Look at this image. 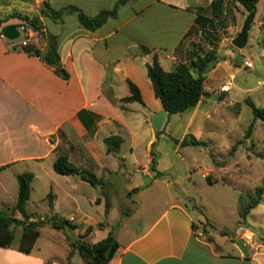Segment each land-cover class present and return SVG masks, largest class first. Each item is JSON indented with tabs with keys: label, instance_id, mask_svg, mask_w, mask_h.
Wrapping results in <instances>:
<instances>
[{
	"label": "crops",
	"instance_id": "obj_1",
	"mask_svg": "<svg viewBox=\"0 0 264 264\" xmlns=\"http://www.w3.org/2000/svg\"><path fill=\"white\" fill-rule=\"evenodd\" d=\"M47 1L52 6V0ZM71 1L73 4L69 5L79 7L89 16L113 10L118 2L109 5V0ZM131 2L135 3L132 7ZM214 2L131 0L119 9L116 18L109 19L95 32L81 26L75 15L67 14L59 21L41 16L47 41L44 44L32 42V45L46 52L50 39L54 38L62 67L70 76L68 81L40 58L21 51L16 44H11L12 41L5 39L3 31L10 26L0 27V213L15 210L19 194L17 178L22 175L18 168L21 165L27 169L23 174L34 175V182L36 174L33 169L36 166L44 167V163L49 161V167L55 172L57 160L67 157L79 172L93 175L101 182L98 186L105 187L109 172L120 174L123 168L127 171L134 169L135 172H131L135 175L149 168L152 150L157 156V170L161 178L164 177L180 161V147L172 139L182 142L187 136H193L199 141L208 139V143L214 144L208 138V126L211 129L215 127L212 121L217 112L216 104L234 89L233 86L229 93L221 91L229 80L223 81L220 88L216 87L218 72L232 75L228 61L220 62L208 75L204 87L210 97L203 98L196 107L183 114L171 118L167 115L159 131L152 128L151 119L164 109L148 74V66L153 64L154 56L158 57L164 71L175 72L178 66L190 65L196 56H204L213 49H217L220 55L223 53L224 42L218 48L210 47L215 40L212 33L218 23L215 17L222 16L223 12V9L212 8ZM200 8L207 20L199 22L197 9ZM207 9H210V16L204 15ZM141 47L151 50L152 54L141 55ZM129 82L138 88L143 104L122 102L132 96ZM234 102L231 99L230 105ZM111 137H120L122 143L109 155L105 141ZM127 140L131 141V153H135L140 145H147L150 155L144 166L139 163L126 166L128 159L123 147ZM37 141L46 145L43 154L35 149ZM61 146L66 147L62 154ZM164 147L171 154L162 157L159 153ZM113 160L117 161L115 169L109 167ZM63 177H74L77 182L89 184L79 176ZM142 177L145 180L149 178ZM161 178L149 179L154 183ZM70 190L67 197L79 210L80 203L72 196V192L77 193L78 189ZM135 190L134 197L138 201L134 210L125 217L129 221L143 223L140 230H136L135 225H128L125 226L126 233L121 230L117 234L116 231L109 232L108 225L101 230L96 225L85 229L81 235L86 236L83 241L90 245L114 236L119 248L108 264H244L243 254L236 245L244 238L242 229L227 231L228 236L215 234L208 239L198 226L204 221L217 226L205 216L204 211L201 214L194 207L196 202L193 203V198L190 200L185 193H178L175 189H165L162 201L156 200L144 209L141 200L150 189L141 185ZM56 201L55 195L54 208ZM29 202L26 211L36 217L30 220L32 222L44 214L30 212ZM189 205L197 214L191 212ZM16 213L15 219L24 221L23 216ZM122 223L117 228H121ZM101 232H105V236H100ZM14 233V241L16 236L20 237L19 244L16 248L14 241L11 246L0 244V264H32L36 257L20 251L23 228L16 227ZM94 238L97 240L92 243ZM70 252L71 246H67L66 264ZM260 257L249 255L251 264H263ZM42 263L50 264L47 259H42ZM70 264L76 263L72 260Z\"/></svg>",
	"mask_w": 264,
	"mask_h": 264
},
{
	"label": "rangeland",
	"instance_id": "obj_2",
	"mask_svg": "<svg viewBox=\"0 0 264 264\" xmlns=\"http://www.w3.org/2000/svg\"><path fill=\"white\" fill-rule=\"evenodd\" d=\"M117 1L119 0H109L108 4L112 5ZM45 3L49 2L47 0H0V27L19 26L26 17L40 20L45 11ZM69 4H73L71 0H52V7L56 10ZM108 4L103 5L109 6ZM134 4L131 2V7ZM222 9V16L217 18V28L212 33L215 40L211 41L210 47L218 48L221 43H226L220 57L222 62L228 61L232 75L218 72L216 87L220 88L223 81L226 83L229 80L234 89H231L230 94L222 96L223 99L216 104L217 112L212 121L215 127L211 129L208 126L207 129L208 138L213 140L214 144L208 143L206 139L204 141L206 146L181 147L179 145V163L162 178L151 169L152 159L158 161L156 154V157L152 156V152L155 153L152 150L149 168H145L143 172L140 170V174L135 175L131 172H135L134 169L127 171L123 168L120 174L109 172L105 187L93 188L80 180L77 182L74 177L58 176L49 167V161L44 163V167L32 168L36 179L32 185L28 210L45 215L32 221L44 224L39 228L41 237L33 249L32 256L36 259L32 264H43L42 259H47L50 264H66L64 260L67 255V246L76 245L85 229L89 227L98 225V229L101 230L110 226L108 231H116L117 234H120L121 230L126 233L125 226L128 225H135V229L140 230L143 223L129 221L125 216L134 210L135 202L138 201L134 197L137 192L135 188L141 185L145 189H150V192L141 200L144 209H148L149 205L156 200L162 201L166 195L165 189H175L178 193H185L190 200L193 198V203L196 202L194 207L201 214L204 211L205 216L218 227L208 221L198 226L208 239L215 234L242 229L241 234L244 240L245 236L250 234L256 244L264 245V195L261 204L248 216L247 220H243L240 216V199L253 193L264 183V122L259 120L255 122L252 109L247 104L252 102L257 108H264V0H261L258 6V12L249 32L248 44L242 51L236 49L232 41L241 33L249 13L240 8L236 0H227L222 4ZM204 15L210 16V9H207ZM40 25L42 30L37 31L33 37H27L30 44L32 42L44 44L47 41L43 26ZM23 41L22 35L11 44H16V47L20 49ZM211 51H217V49ZM247 63L249 66H246ZM231 99L235 101L232 105H230ZM253 123L252 136L246 139V134ZM130 142L127 140V144L123 147L128 159L126 166L129 167L133 163L144 166L150 155L147 145L142 144L135 153H131ZM239 143L241 144L238 146ZM234 147H237L235 153L232 152ZM35 149L43 154L46 145L37 141ZM60 150L62 154L66 147L61 146ZM169 152V149L164 147L161 148L159 155L162 157L170 155ZM111 164L109 167L115 169L117 161L113 160ZM157 165L158 162L154 165L156 171H158ZM18 170L23 174L27 169L21 165ZM142 175L156 180L161 178V180L146 183ZM70 189H78L77 193L72 192V196L79 201V210L72 199L67 197V191ZM50 193L58 198L56 208L53 210L49 206ZM98 200L99 203H97ZM189 206L191 212L197 214V211L191 205ZM200 206L204 210L199 208ZM9 214L18 215L14 211H10ZM52 217L70 221L76 228H66L64 232H58L52 228ZM122 221L121 228H117ZM100 236H105V232H101ZM19 238L16 236L15 248L19 244ZM96 238L98 239L99 236L97 235ZM97 239L94 238L92 243ZM94 244L98 243L95 241ZM249 255L253 256L254 251L250 250ZM260 258L264 264V256ZM72 260L76 264L84 263L79 252L73 249L67 264H70Z\"/></svg>",
	"mask_w": 264,
	"mask_h": 264
},
{
	"label": "trees",
	"instance_id": "obj_3",
	"mask_svg": "<svg viewBox=\"0 0 264 264\" xmlns=\"http://www.w3.org/2000/svg\"><path fill=\"white\" fill-rule=\"evenodd\" d=\"M131 0H119L113 10L102 11L96 16L87 15L79 7L69 5L59 10L54 9L49 3L44 4L45 11L43 16L52 18L55 21L61 20L65 15H75L86 30L95 32L101 29L109 19L116 18L118 11L122 6L128 4ZM249 14L258 12V6L261 0H236ZM223 0H215L212 5L213 9L221 11ZM202 9H197L199 18L197 21L207 20L202 15ZM220 14V13H219ZM215 18H219L216 16ZM23 23L34 28L36 31L42 30L40 20L32 18H24ZM51 43L46 52L41 51L34 45L22 46L21 51L40 58L46 65L54 68L56 72L65 80H69V74L65 71L61 64V57L57 51V42L54 38H51ZM141 55H151L152 51L141 47L139 50ZM222 62L220 54L217 51H210L204 56H196L190 65H180L175 72H166L161 67L158 57L154 56L152 65L148 66V74L153 83L156 97L161 101L164 111H166L168 118L172 116L183 114L188 110L196 107L203 98H208L209 94L205 91V82L208 75L216 69L217 65ZM132 96L123 99V103H139L143 104V99L138 88L129 82ZM252 109V114L256 121L264 122V108H257L252 102L247 103ZM254 130V123L250 126L246 139H250ZM177 145L181 147H200L206 146L204 142L197 140L193 136H187L182 142L172 139ZM107 154H112L121 146L122 140L120 137H111L106 139ZM241 143L238 144V146ZM237 151V147H234L233 153ZM152 156L155 153L152 152ZM157 161L152 159V171L157 175L161 174L154 169V165ZM55 172L60 176H79L82 181L91 184L93 187H97L101 182L93 175L85 172H79V170L69 162L67 157H60L54 165ZM19 183V194L17 205L14 212L20 213L24 221L28 223V226L23 228V236L20 244V251L25 254H31L35 247L37 240L40 237L39 228L43 227L42 222L38 223V227L32 226L35 222H30L34 219V215H29L26 211V206L31 197V185L34 180L32 173H24L17 178ZM264 195V183L262 187L257 188L253 193L248 194L240 199V216L243 220H247L248 216L258 208L262 202ZM49 206L54 209V195L50 193L48 195ZM52 228L58 232H64L66 228L75 229L76 227L65 219H59L58 217H52ZM17 220L13 215L8 212L0 213V244L4 246H11L14 241L15 223ZM91 231V229L89 230ZM223 236H228V232H223ZM86 236L81 237L78 243L71 245V250H77L86 262V264H108L115 256L119 244L115 240L113 235H110L104 241L90 245L83 240Z\"/></svg>",
	"mask_w": 264,
	"mask_h": 264
},
{
	"label": "water",
	"instance_id": "obj_4",
	"mask_svg": "<svg viewBox=\"0 0 264 264\" xmlns=\"http://www.w3.org/2000/svg\"><path fill=\"white\" fill-rule=\"evenodd\" d=\"M254 18H255V13H250L248 15L241 33L232 41V45L239 51L244 50L248 44L249 32L251 31ZM3 37L9 41L15 42L18 39H20L21 35L16 26H10L3 31ZM166 116H167L166 111H162L161 113L153 115L151 119V124H152V128L155 131H159L161 129L166 119ZM149 182H150V179L147 178L146 183H149ZM15 226L18 228H25L26 226H28V223L26 221H17L15 223ZM32 226L37 228L38 223H34ZM236 245L243 254L244 264H251V261L249 258V247H248L247 242L244 239H240L236 243Z\"/></svg>",
	"mask_w": 264,
	"mask_h": 264
},
{
	"label": "built area",
	"instance_id": "obj_5",
	"mask_svg": "<svg viewBox=\"0 0 264 264\" xmlns=\"http://www.w3.org/2000/svg\"><path fill=\"white\" fill-rule=\"evenodd\" d=\"M17 28H18V31H19L20 35L24 36V41L22 42L21 47L22 46H27V45H32V44H30V40L27 37H33L34 35H36L37 31L34 28H32L29 25H27V24H23V25H21V26H19ZM246 66H249V63H247ZM231 89H232V82H228L222 87L221 91L223 93H229L231 91ZM245 241L248 244L249 250H253L254 254L256 256H264V245L256 244L254 242V239H253L252 235H250V234L246 235L245 236Z\"/></svg>",
	"mask_w": 264,
	"mask_h": 264
}]
</instances>
